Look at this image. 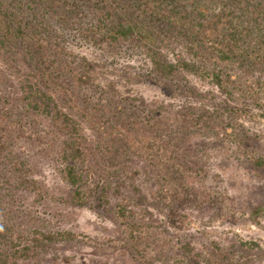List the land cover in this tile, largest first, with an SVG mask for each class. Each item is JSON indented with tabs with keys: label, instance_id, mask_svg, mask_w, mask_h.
Segmentation results:
<instances>
[{
	"label": "rangeland",
	"instance_id": "374dc122",
	"mask_svg": "<svg viewBox=\"0 0 264 264\" xmlns=\"http://www.w3.org/2000/svg\"><path fill=\"white\" fill-rule=\"evenodd\" d=\"M101 1L51 0L31 4L26 13L28 18L43 13L59 46L70 53L72 72L66 82L76 108L57 98L58 107L80 122L86 143L97 144L100 151L91 158V197L78 205L62 177L63 136L49 118L33 116L45 141L19 140L13 151L28 162L36 189H16L0 166V174L10 178L0 199V221L12 228L13 237L25 235V245L32 248L31 258L16 264H204L193 255L184 257L182 245L210 264H264V165L256 164L264 162V71L248 62L218 65L231 95L205 75L180 72L162 79L132 44L94 45L87 39L86 30L96 29ZM190 3L208 18L215 12L209 2ZM144 17L143 8L132 1L125 21L141 26ZM147 20L152 31L163 34L167 61L196 62L182 41L169 37L168 21L157 15ZM260 54L264 57V50ZM85 62L94 69L92 80L78 85L75 67ZM0 110L26 131L33 129L19 81L1 60ZM77 110L85 120L76 117ZM154 134L178 155L160 170L131 160L126 149L129 135ZM100 188H105L101 199ZM124 197L138 203L128 206L133 215L118 214ZM258 208L260 215L254 214ZM131 223L152 233L153 246L141 250L131 243ZM58 232H72L75 238L34 247L29 239Z\"/></svg>",
	"mask_w": 264,
	"mask_h": 264
},
{
	"label": "trees",
	"instance_id": "16d2710c",
	"mask_svg": "<svg viewBox=\"0 0 264 264\" xmlns=\"http://www.w3.org/2000/svg\"><path fill=\"white\" fill-rule=\"evenodd\" d=\"M104 1V2H103ZM138 2L143 8L145 24L131 25L125 21L130 11L131 2ZM210 3L215 12L208 18L204 11L190 3V0H102L103 8L96 16L95 28L86 30L85 36L94 45H113L127 42L139 48L149 59L152 72L162 79H171L184 72L203 77L209 76L223 93L231 95L223 81V68L218 65L229 63H247L258 66L264 71V0H200ZM51 0H0V60L16 75L25 106L31 113V131H26L24 124L12 119V114L0 110V166L4 168L16 189L35 190L36 182L30 176L28 162L17 156L13 146L19 140L30 144L44 142L34 125V117L45 116L50 119L63 140L60 148V161L63 164V180L71 188L72 200L81 205L91 197L88 175L92 170V156L99 152L97 144L90 147L80 129V122L70 114L63 112L57 98L70 109L71 97L68 92L66 75L72 72L69 55L61 48L52 28L45 24V17L28 18L27 10L33 5L48 4ZM157 15L169 22V37L182 41L187 55L196 62L189 63L182 59L167 61L163 55V34L151 29L147 18ZM33 18V19H32ZM177 29V30H176ZM168 39H166L167 41ZM213 62L217 68H207L206 62ZM74 76L78 85L91 82L92 67L85 62L79 63ZM81 68V69H80ZM264 85V84H263ZM76 117L85 120L84 112L77 110ZM162 116L161 114L159 115ZM161 135H129L127 153L129 158L140 160L150 169L160 170L178 158L174 151L160 137ZM173 154V155H172ZM258 166L264 162L256 160ZM0 167V168H1ZM1 172V171H0ZM6 173V172H4ZM0 174V199L6 195V184L10 178ZM105 188H100L99 197L104 198ZM138 203L122 198L117 204L118 214L122 217L133 215L128 206ZM261 208L254 211L260 215ZM151 232L143 225L131 223L128 237L135 247L146 250L150 245ZM72 232H58L56 235L41 234L40 241L30 237L34 246H42L44 241H71ZM28 238L19 234L12 236V228L0 221V264H16L18 259L31 258V246L25 245ZM181 253L190 259L193 255L197 263L210 262L189 246L182 245Z\"/></svg>",
	"mask_w": 264,
	"mask_h": 264
}]
</instances>
